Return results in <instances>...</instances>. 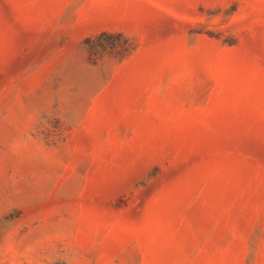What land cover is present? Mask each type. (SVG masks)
Here are the masks:
<instances>
[{
    "label": "rangeland",
    "instance_id": "1",
    "mask_svg": "<svg viewBox=\"0 0 264 264\" xmlns=\"http://www.w3.org/2000/svg\"><path fill=\"white\" fill-rule=\"evenodd\" d=\"M0 264H264V0H0Z\"/></svg>",
    "mask_w": 264,
    "mask_h": 264
}]
</instances>
